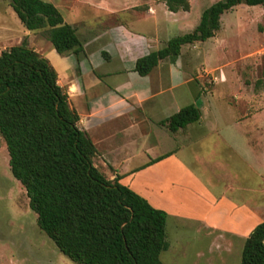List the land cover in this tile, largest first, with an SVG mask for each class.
I'll use <instances>...</instances> for the list:
<instances>
[{
  "label": "trees",
  "instance_id": "16d2710c",
  "mask_svg": "<svg viewBox=\"0 0 264 264\" xmlns=\"http://www.w3.org/2000/svg\"><path fill=\"white\" fill-rule=\"evenodd\" d=\"M170 13L189 12V0H160ZM239 5L264 0H220L205 9L197 27L138 59L147 76L160 61L174 62L182 46L203 43L220 29V17ZM22 26L40 32L59 55L82 52L74 29L41 0H10ZM194 105L160 122L171 133L200 120ZM79 118L57 84L50 63L25 41L0 53V136L12 177L24 188L39 230L74 264H162L167 214L96 167V149L79 130ZM163 157L151 161L150 164ZM240 264H264V221L244 241Z\"/></svg>",
  "mask_w": 264,
  "mask_h": 264
},
{
  "label": "crops",
  "instance_id": "0c3cea01",
  "mask_svg": "<svg viewBox=\"0 0 264 264\" xmlns=\"http://www.w3.org/2000/svg\"><path fill=\"white\" fill-rule=\"evenodd\" d=\"M6 1L8 7L10 0ZM41 1L53 5L63 22L74 29L82 52L77 57L59 55L40 32L27 31L19 21L20 36L15 40L11 28L1 30L5 37L0 40V53L25 41L50 63L69 107L79 118V130L96 149L93 166L108 180L120 177L121 185L165 212L172 226L187 220L222 238L245 241L264 221L260 171L256 173L257 189L252 191L237 185L219 189L205 180L196 147L214 141V134L224 140L216 125L204 122L202 108L196 104L201 113L197 123L175 133L160 125L182 108L174 104L178 96L174 91L188 82L176 68L182 48L173 63L160 61L147 76L134 70L138 59L162 49L154 50V42L168 28H160L158 17L190 11L170 13L160 0ZM145 24L150 30L140 27ZM12 41L13 45H6ZM166 93H171L167 104L163 100ZM170 104L175 105L174 112L162 116Z\"/></svg>",
  "mask_w": 264,
  "mask_h": 264
},
{
  "label": "rangeland",
  "instance_id": "374dc122",
  "mask_svg": "<svg viewBox=\"0 0 264 264\" xmlns=\"http://www.w3.org/2000/svg\"><path fill=\"white\" fill-rule=\"evenodd\" d=\"M218 1L190 0L189 13L159 16L160 28L168 30L154 42V50L163 48L174 37L191 33L202 12ZM7 4L0 0L2 42L3 27L14 31V40L20 36L16 30L20 22ZM140 27L150 30L148 24ZM10 44L13 41L6 45ZM176 68L188 82L174 91L178 95L174 104L202 108L204 122L216 125L224 140L221 142L214 134V141L196 147L205 180L219 189L237 185L252 191L257 189L256 173L260 171L263 187L264 6L239 5L224 13L213 38L182 47ZM170 96L171 93L163 96L164 103H169ZM174 104L163 108L162 116L172 114ZM228 147L234 148L236 154ZM8 161L0 136V264H74L37 227L26 192L12 177ZM194 170L199 172L197 167ZM261 213L264 217V208ZM165 240L168 249L160 255L162 264H240L244 245L243 240L222 238L187 220L175 226L167 221Z\"/></svg>",
  "mask_w": 264,
  "mask_h": 264
}]
</instances>
